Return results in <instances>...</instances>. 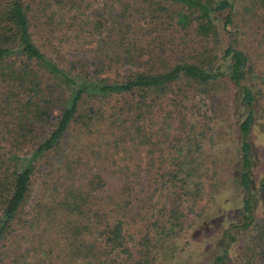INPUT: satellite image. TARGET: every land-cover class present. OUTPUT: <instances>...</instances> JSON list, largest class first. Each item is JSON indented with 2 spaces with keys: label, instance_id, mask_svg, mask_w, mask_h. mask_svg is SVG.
<instances>
[{
  "label": "trees",
  "instance_id": "trees-1",
  "mask_svg": "<svg viewBox=\"0 0 264 264\" xmlns=\"http://www.w3.org/2000/svg\"><path fill=\"white\" fill-rule=\"evenodd\" d=\"M247 1L0 0V264H109L129 250L123 215L153 211L156 194L172 231L208 167L182 140L201 149L209 126L227 122L239 136L242 200L224 236L245 237L234 264H264V175L255 183L251 141L264 128L263 26L245 41L243 20L220 56L205 47L218 39V17L226 13V30ZM250 1L244 11L254 23L264 0ZM221 84L235 90L228 111L194 116V102L213 103L210 91ZM194 117L199 133L172 134L175 125L200 124ZM166 143L171 153H151ZM107 190L108 210L99 197ZM49 233L66 248L17 259L1 250L28 246L29 234L52 250ZM228 263L227 250L214 261Z\"/></svg>",
  "mask_w": 264,
  "mask_h": 264
},
{
  "label": "rangeland",
  "instance_id": "rangeland-1",
  "mask_svg": "<svg viewBox=\"0 0 264 264\" xmlns=\"http://www.w3.org/2000/svg\"><path fill=\"white\" fill-rule=\"evenodd\" d=\"M249 5L252 6L250 0L246 4L237 6V17L234 25L228 26L226 30L224 28L226 13L218 17L215 21V25L218 28V39H209L205 43L206 50L211 49L215 52L218 50V56H220L221 50L237 38L238 28L244 25L243 20H247V37L244 38L245 41L253 40L262 26L263 28L260 32H264V15L252 23L244 11ZM192 41L195 44L202 43V45L205 42H200L196 37L192 38ZM199 45L201 46V44ZM259 60L264 69V55H260ZM210 93L217 100L213 101V103L211 101L207 103L202 96L198 97V99H203L194 102V106L200 112L198 114L197 110L193 108L192 111L196 112H194V116L196 114L203 116L208 113V110L210 111L209 113L216 111L218 115L221 112L228 111L227 106L234 98L235 90L230 85L221 84L218 88L214 87V89H211ZM196 118L192 119L193 122L200 123L194 124L196 127L189 125L183 128V126L175 125L172 129V134L176 133L181 139H185L191 136H189V133H199L203 122ZM231 120H234L232 115ZM153 123L152 121L151 126ZM262 125L263 122L256 128L251 140L254 146L253 179L257 184L264 175V128ZM151 126H146L147 130ZM209 127L213 128L211 135L213 133L214 138L212 139L211 135L210 137L208 135L206 139L200 142L201 149L196 148L197 143L182 140V142L187 143V146H190L187 147L186 153H190L193 157H200L199 164L204 161V165H208V167H203V171H206L204 172V183L198 197L193 194L183 197L182 208L185 210L184 214L187 215L179 218L178 225L172 231H167L171 227L172 222L168 216H161L164 198L157 194L148 202L150 207L154 206L155 209L153 211L151 209V212L148 213L144 210L138 216L125 213L123 221L127 226H125L124 233L126 236L125 242L129 250H123L126 253L121 251L120 253L123 255H119V258L115 261L112 259L109 264H214L216 257L223 255L225 250H227L229 259L228 264H234L237 253L242 249L245 237L238 235L233 230L232 235L238 237V240L231 243L224 236V232L231 231V227L237 224L238 211L242 200L241 191L234 183V174L238 163L239 136L236 134L235 128L230 129V123L228 122L212 123ZM154 128L156 129L157 126ZM204 129L208 130V127H204ZM170 145H173V143L162 144L161 149L153 148L151 153L156 156L159 153H171V150H166L170 148ZM148 152L149 150H146V148L143 149L141 158L144 159ZM144 162L142 160V163ZM145 169V165L141 167L142 173ZM111 195V190L99 195L102 204L106 206L107 210L113 208V204L110 201ZM142 196L143 200L147 198L145 193H142ZM116 213L111 216L114 217ZM22 219L24 220V217ZM154 224L156 225V233L152 226ZM227 233L229 234V232ZM27 238L28 246L21 244L18 247L13 246L12 248L8 247V249L4 248L1 250H11V256L17 259L18 256L24 254L29 256L48 251L56 254L66 248L63 240L50 233L48 238L53 241L50 240L52 250L42 247L46 237L34 235V238H32V234H29ZM108 251L111 253L112 250ZM119 251H114L112 255ZM122 260L123 262H121Z\"/></svg>",
  "mask_w": 264,
  "mask_h": 264
}]
</instances>
